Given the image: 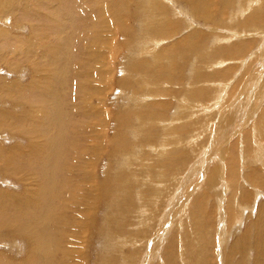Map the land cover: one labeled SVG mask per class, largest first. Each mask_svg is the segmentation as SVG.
I'll list each match as a JSON object with an SVG mask.
<instances>
[{"label": "rangeland", "instance_id": "1", "mask_svg": "<svg viewBox=\"0 0 264 264\" xmlns=\"http://www.w3.org/2000/svg\"><path fill=\"white\" fill-rule=\"evenodd\" d=\"M210 1L0 0V264L264 262L254 249L264 188L253 190L244 170L235 198L242 189L253 198L241 211L233 185L205 179L221 149L261 123L264 95L250 105L252 85L264 82V5L235 25L244 0ZM202 8L210 18L191 14ZM161 47L167 57L154 60ZM198 48L209 49L202 64ZM195 64L193 88L208 89L196 97L187 92ZM236 161L264 174L263 162Z\"/></svg>", "mask_w": 264, "mask_h": 264}, {"label": "bare ground", "instance_id": "2", "mask_svg": "<svg viewBox=\"0 0 264 264\" xmlns=\"http://www.w3.org/2000/svg\"><path fill=\"white\" fill-rule=\"evenodd\" d=\"M161 1H168V2H170L171 3V0H161ZM178 1V0H177ZM187 1H189L190 2V4H191V0H187ZM204 1H206V0H201V2H204ZM208 1H210V0H208ZM257 1H261V4L262 5H264V0H244L243 2H245L244 4H241V5H239V6H237V9H236V14H235V12H234V14L233 15H231V20H232V22H234L235 23V25H236V20H237V15H240L242 12H243V10H246L245 12H243V14H241V15H244V14H246V15H248V12H250L251 11V14L247 17L248 19L249 18H251V16H252V14L253 13H257L258 11H254L253 10V7H254V5H256L257 4ZM192 2H193V5H194V2H195V0H192ZM199 2V1H198ZM212 1H210L209 3H211ZM150 3H152V2H150ZM205 3V2H204ZM208 3V2H207ZM206 3V4H207ZM208 3V4H209ZM222 3V2H221ZM256 3V4H255ZM162 5H163V3H161ZM208 4H207V6H208ZM228 4V3H227ZM199 5V4H198ZM210 5V4H209ZM261 5V6H262ZM190 6H192V5H190ZM202 6H204V5H202ZM206 6V7H207ZM164 7H166V6H164ZM260 7V6H259ZM159 9V10H161V7L160 6H153V8L152 9ZM188 8V7H187ZM193 8V7H192ZM191 8V9H192ZM201 8V7H200ZM209 8V7H208ZM211 8H212V6H211ZM184 9H185V7H184ZM203 9V11L205 10L206 12L205 13H197V12H195V11H193V10H196L195 8L192 10V12H191V14H193L194 16H196L197 18H210V16L212 15H210V10L208 9H206V8H202ZM262 9H264L263 7H262ZM183 10V9H182ZM186 10V9H185ZM259 10V9H258ZM261 10V9H260ZM169 11V10H168ZM233 11V10H232ZM151 12H152V10H151ZM153 12H154V10H153ZM180 12H181V10H180ZM184 12H188V11H184ZM189 12V13H190ZM239 12H240V14H239ZM154 13H156V12H154ZM166 13V12H165ZM209 14L210 16H206L207 14ZM175 14V13H174ZM204 14V15H203ZM152 15V14H151ZM159 15V14H158ZM162 15V14H161ZM175 15H177V14H175ZM192 15V16H193ZM215 15H217V14H215ZM226 15V14H225ZM153 17V16H152ZM167 17H168V15H167ZM181 17V16H180ZM187 17V16H186ZM196 17H194V18H196ZM221 17V16H220ZM241 17V16H240ZM164 18V17H163ZM228 18H230V17H228ZM212 19H213V16H212ZM222 19V18H221ZM153 20H155V19H153ZM207 20V19H206ZM210 20V19H209ZM224 20V19H223ZM121 21V20H120ZM148 21V20H147ZM150 21V20H149ZM156 21V20H155ZM177 21H178V19H177ZM194 21V20H193ZM196 21V20H195ZM208 21V20H207ZM143 22V21H142ZM170 23H171V21H169ZM180 22V21H179ZM185 22V21H184ZM188 22V21H187ZM218 24H219V26H221L222 25V22L223 21H221V20H218ZM246 22V21H245ZM143 23H145V22H143ZM155 23V22H154ZM156 23H157V21H156ZM166 23V22H165ZM181 23V22H180ZM221 23V24H220ZM142 24V23H141ZM187 24V23H186ZM190 24V23H189ZM205 24H206V22H205ZM211 24V23H210ZM254 24V23H253ZM147 25H149L148 23H147ZM146 25V26H147ZM152 26H153V24H151ZM193 25V24H192ZM214 25H216V23L214 24ZM213 25V26H214ZM188 26V25H187ZM233 26V25H232ZM142 27H144V25L142 26ZM157 27V26H156ZM172 27V26H171ZM198 27V26H197ZM231 27V26H230ZM214 28H218L217 26H215ZM213 28V29H214ZM236 28H237V26H236ZM249 28V27H248ZM144 29V28H143ZM146 29V28H145ZM155 30V28L153 27L152 28V30ZM194 29V28H193ZM195 29H197V28H195ZM195 29L193 30L194 32L193 33H189V37L191 38V37H194L193 38V40H195V34L197 33L198 34V30L195 32ZM225 29V28H224ZM189 30H191V29H189ZM260 30V29H259ZM147 31H148V29H147ZM167 31V30H166ZM236 31V30H235ZM234 31V32H235ZM262 31V30H261ZM127 33V32H126ZM200 33V32H199ZM248 33V32H247ZM172 34V33H171ZM188 34V33H187ZM208 34V33H207ZM234 37H235V34L234 33H231ZM248 34H250V33H248ZM262 34L264 35V32H262ZM186 35V34H185ZM232 35H230L231 37H233ZM237 35V34H236ZM242 36V35H241ZM161 37V36H160ZM213 37L216 39H218V40H220L221 38L220 37H217V35H216V33L215 34H213ZM183 38V37H182ZM229 38V37H228ZM264 38V37H263ZM156 39V38H155ZM159 40H163L164 38H158ZM199 39V38H198ZM214 39V40H215ZM186 39H184L183 41H185ZM226 40V39H225ZM157 41V40H156ZM183 41H181V42H183ZM198 41V40H197ZM221 41V40H220ZM180 42V41H179ZM180 42V43H181ZM179 43V44H180ZM185 43V42H184ZM191 43V42H190ZM193 43V42H192ZM201 43V42H200ZM200 45V44H199ZM202 45V44H201ZM200 45V46H201ZM220 45V44H219ZM219 45H216V46H219ZM164 46V45H163ZM171 45H169V47H170ZM208 46H209V44H208ZM228 46V45H227ZM261 46V45H260ZM172 47V46H171ZM202 47V46H201ZM210 47V46H209ZM213 45H212V47L211 48H209V49H213ZM262 47H264L263 45H262ZM144 48V47H143ZM164 48V47H163ZM162 47H161V49H163ZM193 48V47H192ZM195 48H197V45L195 46ZM200 48V47H199ZM199 48L198 49H193V51L196 53V55H197V58H198V60L196 59V61H197V63H199V62H201V64L203 63V60H205L206 59V56H208V54H207V51L209 50V49H207V51L205 50H201L202 51V53H199L198 51H199ZM217 48H220V47H216L215 49H217ZM232 48V47H231ZM237 48V47H236ZM144 49H146V48H144ZM143 49V50H144ZM167 48H165V49H163L162 51L163 52H159V50H158V52H153V54L154 53H156L155 55H154V57H153V59L154 60H158V59H160V58H164V57H167V50H166ZM205 49V48H204ZM142 50V49H141ZM142 50V51H143ZM221 50V49H220ZM146 51V50H145ZM191 51V50H190ZM192 51V52H193ZM214 51V50H213ZM217 51V50H216ZM238 51V50H237ZM215 52V51H214ZM256 52H258V51H256ZM262 52V51H261ZM151 53V52H150ZM255 53V52H254ZM259 53H260V51H259ZM181 54V53H180ZM252 54V53H251ZM258 54V53H257ZM192 55V54H191ZM210 55V54H209ZM254 55V54H253ZM256 55V54H255ZM260 55V54H259ZM132 56V55H131ZM152 56V55H151ZM183 57V56H182ZM259 57V56H258ZM258 57H257V60H258ZM260 57H262V55L260 56ZM260 57H259V59H260ZM253 58V57H252ZM173 59V58H172ZM248 59V61L250 60L249 58H247ZM174 60V59H173ZM200 60V61H199ZM253 60H254V58H253ZM160 61V63H159V67H161V69L163 68H167L165 65H164V63H161L162 61L161 60H159ZM178 61V60H177ZM264 61V60H263ZM140 62H142L141 60H140ZM155 62V61H154ZM176 62V61H175ZM206 62V61H205ZM211 62V61H210ZM219 62H222V61H219ZM257 62V61H256ZM143 63H145L144 61H143ZM147 63V62H146ZM145 63V64H146ZM170 63H171V61H170ZM246 63V62H245ZM149 64V63H148ZM157 64V63H156ZM178 64V63H177ZM194 64V63H193ZM200 64V63H199ZM199 64L197 65V64H195V69H193L194 70V73H199L198 71H199ZM206 64V63H205ZM209 64H212V63H209ZM255 65V64H254ZM142 67H144L143 65H141ZM187 66V65H186ZM197 66V67H196ZM209 68H210V65H207ZM224 66V65H223ZM253 66V65H252ZM146 67H147V65H146ZM145 67V68H146ZM171 67H172V69H174L175 71H176V68H173V66L170 64V69H171ZM175 67V66H174ZM218 67V66H217ZM216 67V68H217ZM190 68H191V66H190ZM189 68V69H190ZM160 69V70H161ZM211 69V68H210ZM157 70V69H156ZM159 70V71H160ZM191 70V69H190ZM147 71V70H146ZM264 71V70H263ZM191 72V71H190ZM220 72H222V71H220ZM177 73V72H176ZM226 73V72H225ZM147 74V73H146ZM183 74V73H182ZM181 74V75H182ZM220 74H222V73H220ZM260 74V73H259ZM178 75V74H177ZM180 75V76H181ZM198 75L199 74H197L196 75V77H195V81H194V75H193V77L191 76V73H190V76L193 78L192 79V82H191V84H190V88H189V90L187 91V92H191L192 94L191 95H193V94H196V95H193L194 97H196L197 95H200V93H202L204 90H206L207 88L206 87H203V91L202 92H199L198 90L201 88V87H197L198 89H194L193 88V86L194 85H197V80L199 79V77H198ZM200 75H202V74H200ZM179 76V75H178ZM179 76V77H180ZM263 76V75H262ZM161 77V76H160ZM172 77V76H171ZM186 77V76H185ZM189 77V76H188ZM182 78H184V77H182ZM260 78V77H259ZM164 79H166L167 80V76H165V78ZM169 79V78H168ZM246 79V78H245ZM183 80V79H182ZM188 81H190L189 79H187ZM187 80H185V81H187ZM244 80V79H243ZM246 80H249V83H247V81L245 82V85L242 87L243 89H245L246 88V90H247V87L249 88V85L251 84L250 82L252 81L251 80V77H248ZM239 81V80H238ZM184 82V81H183ZM220 83V82H219ZM221 84V83H220ZM259 86H263V87H257L256 89H255V84L254 85H252V88H253V90H252V93H251V105H250V108H252V110H253V108L255 107V104L256 103H259V102H261L260 101V97H262L263 95H264V82H260V83H257ZM161 88V87H160ZM206 88V89H205ZM157 89V88H156ZM155 89V90H156ZM154 90V89H153ZM158 90V89H157ZM156 90V91H157ZM192 90V91H191ZM208 90V89H207ZM165 91V90H164ZM222 91V90H221ZM142 92V91H141ZM149 92V91H148ZM151 92H152V90H151ZM163 92V91H162ZM249 89H248V92L244 95V91H242V92H240V94H239V97H238V95H237V98L239 99L238 101L239 102H241L242 100H243V98H242V96L244 95V96H247V99H249ZM160 93H161V91H160ZM214 93V92H213ZM146 94V93H145ZM144 94V95H145ZM148 94H152V93H148ZM162 94H164V92L162 93ZM161 94V95H162ZM224 94V93H223ZM143 95V96H144ZM166 95V94H165ZM203 95V94H202ZM192 96V97H193ZM145 98H146V96H145ZM145 98H142V99H145ZM151 98H153V97H151ZM241 100V101H240ZM149 100L147 99V102H148ZM233 101V100H232ZM237 101V102H238ZM156 102V101H155ZM154 102V103H155ZM249 102V101H248ZM263 102V101H262ZM151 103V102H150ZM214 103V102H213ZM213 103H212V106H213ZM216 103V102H215ZM214 103V105H216ZM236 102H232L230 105L231 106H234L233 104H235ZM189 104V103H188ZM250 104V103H249ZM262 104H264V103H262ZM146 105H147V103H146ZM155 105H159V103H155ZM258 105V104H257ZM153 106H154V104H153ZM260 106V105H259ZM262 106V105H261ZM227 107V106H226ZM223 108V107H222ZM232 108V107H231ZM258 108H260V107H258ZM258 108H255V110L257 109V111H255L254 113L256 114V116L258 117V120L257 121H259V122H261V123H258V122H256V123H258V124H254L255 125V129H256V135H254V137L252 138L251 136V139H249V140H241V141H239V139H238V137H236V139L234 140V143L236 144V143H239V144H241L240 146H238V144H236V148H235V150H231V149H228L227 148V146H225V147H223L222 149H221V153L219 152V155H220V158H219V156H218V158L220 159V161H221V163L224 165V167H225V170L224 171H222V168H221V166H220V161H219V163H218V165H216V166H214L211 170H209L210 171V173L209 174H207L206 175V177H205V179L206 180H208L207 182L208 183H212L213 182V179L212 180H210L211 178H213L214 176H217L218 177V179H220V180H224V181H227V182H229L230 183V185H233V188H232V195H233V200L234 199H236V202H237V206H236V208L238 209L239 207L241 208V211H244L245 209H246V204L248 203V200H249V198H250V200L253 198L252 196H251V194H250V192L249 191H244V189H242V191H241V194H240V196L238 197V198H235V195L237 194V192H239L238 191V187H237V183L239 182V179L241 178V176H242V172L245 170V175H244V179H245V181H247V183L248 184H250V185H252V189L253 188H256V187H263L264 188V174H262V169H260V168H258V167H254V168H250V170H248L247 171V169L246 168H242V166H240L239 165V163H236L237 161H236V159H237V157H238V159H239V157L241 158V160H245L246 159V162H248V160L250 159V161L251 160H253V161H260V162H263V164H264V144L263 143H261V140H264V105H263V107H261V109H258ZM93 110V109H92ZM199 110V109H198ZM242 110V109H241ZM240 110V111H241ZM161 111V110H160ZM249 111V110H248ZM152 112V111H151ZM238 112V111H237ZM250 112V111H249ZM152 113H154V112H152ZM151 113V114H152ZM162 113V112H161ZM245 113H247V112H245ZM155 114V113H154ZM248 114V113H247ZM158 115V114H157ZM225 115V114H224ZM250 115V114H249ZM222 116V115H221ZM221 118V117H220ZM247 119V118H246ZM156 120V119H155ZM159 120V119H158ZM262 121H263V123H262ZM168 126V125H167ZM170 126V125H169ZM226 132V131H225ZM254 134V133H253ZM260 134V135H259ZM263 138V139H262ZM254 139V140H253ZM261 139V140H260ZM114 141V140H113ZM225 142H227V141H225ZM264 142V141H263ZM211 145V144H210ZM214 145V144H213ZM242 146V147H241ZM250 146L252 147L251 149L253 150V152H252V154H251V152H249V149H250ZM232 147H234V145L232 146ZM209 148H210V146H209ZM238 149H240V150H238ZM242 149V150H241ZM231 151V152H230ZM173 152H174V150H173ZM215 152H216V150H215ZM209 153H212V149L211 150H209ZM208 153V154H209ZM240 153H241V155H240ZM249 155V156H248ZM250 155H252L251 156V158H250ZM167 157V156H166ZM207 159V158H206ZM161 160H162V158H161ZM218 160V159H217ZM245 163V162H244ZM255 163H257V162H255ZM240 164H241V162H240ZM248 164V163H247ZM246 164V165H247ZM222 165V166H223ZM242 165H243V163H242ZM249 165V164H248ZM167 167V166H166ZM211 167V166H210ZM250 167H252V166H250ZM205 168V167H204ZM262 168H263V166H262ZM206 169V168H205ZM169 171V170H168ZM167 173V172H166ZM175 174V173H174ZM263 176V177H262ZM209 178V179H208ZM164 179V178H163ZM219 182V181H218ZM211 186V185H210ZM222 187H224L223 185H222ZM238 188V189H237ZM241 189V188H240ZM253 190H255V189H253ZM223 191V190H222ZM240 193V192H239ZM252 193H254V192H252ZM256 194H258V192H256ZM238 195V194H237ZM261 195V194H260ZM221 196V195H220ZM259 196V195H258ZM252 197V198H251ZM255 197V196H254ZM230 198H232L231 197V195L227 198V197H225V200L229 203L230 202ZM239 199V200H238ZM241 199H242V201H241ZM186 200V199H185ZM223 200V199H222ZM221 200V201H222ZM224 200V201H225ZM220 201V202H221ZM183 203H185V201L183 202ZM233 202H231V204H232ZM244 205V206H243ZM263 205V204H262ZM261 205V206H262ZM196 206V205H195ZM198 206V205H197ZM221 206V205H220ZM232 206V205H231ZM234 206V205H233ZM249 206V205H248ZM251 207V206H250ZM235 208V207H234ZM235 208V209H236ZM219 209V208H218ZM234 209V210H235ZM194 210V209H193ZM196 210H197V208H196ZM232 210V209H231ZM233 210V218H232V220L231 219H229L228 220V223H229V225L231 224L230 223V221H235V223L236 222H238V219H237V216H239V214H238V212L237 211H234ZM259 210V214H257V221H260V210H264L263 209V207H261V208H259L258 209ZM204 211V210H203ZM220 211H221V209H220ZM215 212V211H214ZM198 213L199 212H197V216H198ZM203 213V212H202ZM210 213V212H209ZM219 212H217V214H218ZM204 214V213H203ZM217 214H216V216H217ZM208 215V214H207ZM200 216V215H199ZM220 217H219V222L217 221V223L219 224H221V227H223L222 225L224 224V222L222 221V223H221V220H222V215H219ZM241 217H242V215H241ZM218 218V217H217ZM231 218V217H230ZM215 219V218H214ZM92 220V219H91ZM93 221V220H92ZM213 221V220H212ZM225 221V220H224ZM207 222V221H206ZM220 224H219V226H220ZM240 224V223H239ZM197 225V224H196ZM200 225H202L204 228H205V226L203 225V223L202 224H200ZM202 226H200V229H203V227ZM215 227H216V225H215ZM220 227V228H221ZM223 229V228H222ZM222 229H219V230H222ZM224 232V231H223ZM221 234H222V232H221ZM224 234V233H223ZM259 233H257V237L260 235H258ZM264 234V233H263ZM261 235V237H259V238H257V240H256V248H254V249H256V251H257V256H259V257H262V258H264V249L262 248V247H260L259 245H261L259 242L260 241H262V240H264V235ZM220 236V235H219ZM220 237H222V236H220ZM247 236H246V234H244V235H242L240 238H238V239H240L239 241H240V244L241 245H244V243H245V238H246ZM223 238V237H222ZM238 241V242H239ZM239 244V243H238ZM255 244V243H254ZM172 246V245H171ZM45 250V249H44ZM209 261H211V260H209ZM256 264H264V262L263 261H261V259H259L258 257L256 258ZM201 264H210V262H207L206 260L205 261H203ZM214 264V263H213Z\"/></svg>", "mask_w": 264, "mask_h": 264}]
</instances>
